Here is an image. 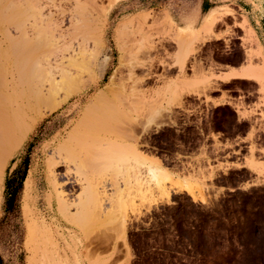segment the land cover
<instances>
[{"label":"rangeland","instance_id":"374dc122","mask_svg":"<svg viewBox=\"0 0 264 264\" xmlns=\"http://www.w3.org/2000/svg\"><path fill=\"white\" fill-rule=\"evenodd\" d=\"M97 1L106 17L115 0ZM236 1L124 0L111 10L107 48L99 53L102 59L111 57L104 77L94 72L90 85L84 74L86 88L46 112L6 166L0 264H29L32 254V264H264V37L255 33L257 41L250 33L247 15ZM223 9L227 11L208 19L211 31L201 32L208 22L202 27L205 16ZM175 11L194 13L192 26L198 30L187 31L181 45L179 29L167 22L171 18L180 26ZM144 16L142 44L136 23L124 39L133 51L130 55L149 64L136 71V77L145 80L138 89L156 100L155 119L145 116L138 129L140 189L131 184L133 191L122 194L128 196L122 198V212L110 211L119 197L116 183L124 175L106 163L83 195L87 205L76 202V186L72 191L69 185L63 187L69 204L75 205L61 215L56 205L60 190L48 179L52 150L108 83L119 55L113 32ZM233 73L254 76L223 80ZM74 148L67 145L63 150ZM63 169H56L59 185ZM27 178L32 182L27 214L37 232L34 243L28 241L22 209ZM77 205L89 207L82 222Z\"/></svg>","mask_w":264,"mask_h":264},{"label":"bare ground","instance_id":"6f19581e","mask_svg":"<svg viewBox=\"0 0 264 264\" xmlns=\"http://www.w3.org/2000/svg\"><path fill=\"white\" fill-rule=\"evenodd\" d=\"M98 3L97 0H0V197L6 166L38 120L85 89L84 74L89 76L90 85L96 79L94 72L99 79L104 77L110 57H99V53L105 51L102 42L105 12ZM144 17L123 23L116 30L115 47L119 55L108 83L89 100L75 122L76 127L64 136L66 139H60L52 150L47 168L48 179L53 188L60 190L56 205L61 215H66L70 205H75L69 204L68 192L63 187L69 185L72 191L76 186L80 191L76 202L85 201L88 204L89 199L83 195L91 191L96 171L106 163L124 175V179L116 183L119 197L116 206H109L110 211L120 212L122 202H125L122 198L131 192V184L135 191L141 185L138 129L145 116L155 119L156 100L153 95L147 97L145 94L147 98L144 97L140 86L145 80L136 77V71L144 69V66L148 68L149 64L140 61L134 53L130 55L133 51L127 48L124 39L128 35L125 33L136 23L135 33L142 44L141 38L146 35L142 28L147 19ZM167 22L170 23L168 19ZM211 27L210 19L201 32L206 34ZM188 36L187 31L179 29L178 45L187 41ZM230 76L251 80L254 74L233 73L223 80H228ZM125 81H129L130 85L126 86ZM67 145H74L75 148L66 152L63 148ZM57 168H64L62 185L57 180ZM124 190L126 194L122 197ZM31 191L32 182L27 178L24 181L22 209L27 220L28 241L34 243L37 232L27 214ZM48 201L51 204V197ZM80 208L84 213L87 206ZM88 208L85 215H80L79 208L75 211L80 222L90 214ZM124 217L123 213L120 216L123 221L121 226H124ZM33 258L34 254L29 264Z\"/></svg>","mask_w":264,"mask_h":264},{"label":"crops","instance_id":"0c3cea01","mask_svg":"<svg viewBox=\"0 0 264 264\" xmlns=\"http://www.w3.org/2000/svg\"><path fill=\"white\" fill-rule=\"evenodd\" d=\"M122 1H124V0H115V1H113L111 3V5L109 6L108 11H107V14H106V17H105V21H104V26H103V33H102V35H103L102 36V42H103L104 47H106V48H107V46H106L105 38H106V34L108 33L107 30H108V27H109V24H110L109 23V17H110V14H111V10L115 6H117L120 2H122ZM163 2H165V1H163ZM236 6H237V8L245 11V13L247 15V19H248L251 27L254 30L250 27V25H249L247 20H245V23H246L247 27L249 28L250 32L255 36L256 40L258 41V39L256 37V34L258 36H260L261 38L264 37V0H237L236 1ZM172 9H174V8L172 7ZM225 11H227V9H223L222 11H218V10L210 11L205 16L202 27L204 26L206 21L209 18H211L213 15L220 14V13H223ZM193 18H194V13H192V12L191 13H180L179 14L178 12L175 11L174 20L178 24H180V26H177V24L171 18H168V20L170 21L171 24L176 26L177 29L186 30V31H188L190 33H195V32H198V30H194L193 29V26H192L193 21H194ZM116 30L113 32V35H112L114 41H115ZM259 47L261 49V53H262V56H263L262 47L260 46V44H259ZM110 62H111V57H110ZM263 62H264V56H263ZM233 68H235V67H233ZM225 70H227V69H224L223 71H225ZM223 71H221V72H223Z\"/></svg>","mask_w":264,"mask_h":264},{"label":"trees","instance_id":"16d2710c","mask_svg":"<svg viewBox=\"0 0 264 264\" xmlns=\"http://www.w3.org/2000/svg\"><path fill=\"white\" fill-rule=\"evenodd\" d=\"M233 187H236V184H231Z\"/></svg>","mask_w":264,"mask_h":264}]
</instances>
